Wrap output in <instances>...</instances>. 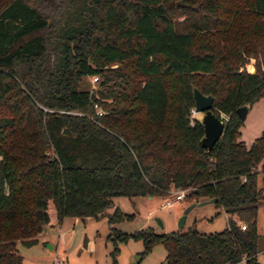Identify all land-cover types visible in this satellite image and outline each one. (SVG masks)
<instances>
[{"label": "trees", "instance_id": "obj_1", "mask_svg": "<svg viewBox=\"0 0 264 264\" xmlns=\"http://www.w3.org/2000/svg\"><path fill=\"white\" fill-rule=\"evenodd\" d=\"M194 88L224 116L209 150ZM262 97L264 0H0V264H23L17 243L65 217L178 190L214 199L226 228L107 239L140 240L135 264L155 245L165 264H260L264 133L247 146L236 110ZM114 209L110 226L134 218Z\"/></svg>", "mask_w": 264, "mask_h": 264}, {"label": "rangeland", "instance_id": "obj_2", "mask_svg": "<svg viewBox=\"0 0 264 264\" xmlns=\"http://www.w3.org/2000/svg\"><path fill=\"white\" fill-rule=\"evenodd\" d=\"M28 1L32 3L33 0ZM84 84L90 89L96 88L92 78H86ZM194 115L201 120L202 114ZM257 131H264V97L251 106L240 129V140H249ZM258 186L264 193V172L258 174ZM164 200L115 198L114 207L107 209L98 218L65 217L60 226H46L35 245L26 247L18 242L17 249L23 257V264H113V251L117 247L116 264H135L140 260L138 254L143 251L142 242L131 240L127 243H113L107 239L110 228L127 233L146 227H152L158 234L178 231L177 220L189 203L183 200L170 208H161ZM114 208L127 215L132 214L134 218L110 226L107 216L114 213ZM49 213L53 216L52 206L49 207ZM228 217L215 203L205 204L190 211L187 224L182 229L194 228L204 234L221 232L226 228ZM156 219L162 222L163 227L158 225ZM256 231L257 260L264 264V200L258 203ZM165 256L163 246L155 245L140 264H165Z\"/></svg>", "mask_w": 264, "mask_h": 264}, {"label": "water", "instance_id": "obj_3", "mask_svg": "<svg viewBox=\"0 0 264 264\" xmlns=\"http://www.w3.org/2000/svg\"><path fill=\"white\" fill-rule=\"evenodd\" d=\"M193 96L195 106L193 113L202 114L201 125L203 128L204 135L200 141V144L202 145V147L209 150L213 147V145L218 141V139L222 135L224 123L221 116L219 117L213 112L212 96L203 95L196 88L193 89ZM249 109V106H241L236 110V113L241 120H245ZM214 202V199H206L198 203H189V205L185 207L182 214L177 220L178 229L181 230L184 227L186 218L193 208ZM156 222L160 227H163V224L160 220L156 219Z\"/></svg>", "mask_w": 264, "mask_h": 264}, {"label": "built area", "instance_id": "obj_4", "mask_svg": "<svg viewBox=\"0 0 264 264\" xmlns=\"http://www.w3.org/2000/svg\"><path fill=\"white\" fill-rule=\"evenodd\" d=\"M92 81L93 83H96L98 81V77L94 76L92 77ZM99 114H101V112H99ZM221 118H224L223 116H221ZM185 190H178L175 193H172V195H170L169 197L165 198L162 207L161 208H170L172 207L175 203L183 201L184 197H185ZM240 228L242 230H245V225L240 224Z\"/></svg>", "mask_w": 264, "mask_h": 264}, {"label": "crops", "instance_id": "obj_5", "mask_svg": "<svg viewBox=\"0 0 264 264\" xmlns=\"http://www.w3.org/2000/svg\"><path fill=\"white\" fill-rule=\"evenodd\" d=\"M262 99V98H261ZM260 99V100H261ZM260 100H259V102H260ZM258 102V101H257ZM249 111H250V109H249ZM248 111V112H249ZM248 114V113H247ZM261 133H264V131H257V133H255L254 134V136H252V138H249V140H247V141H244V143L247 145V146H249L251 143H252V141L256 138V137H259V135L261 134ZM150 199H152V198H150ZM181 212V211H180ZM180 212L178 213V215H180ZM187 219V218H186ZM186 224H187V221H185V224H184V226H186Z\"/></svg>", "mask_w": 264, "mask_h": 264}]
</instances>
